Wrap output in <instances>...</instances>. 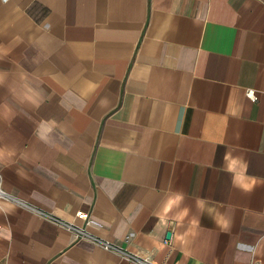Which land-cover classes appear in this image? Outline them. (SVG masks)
Instances as JSON below:
<instances>
[{
    "label": "crops",
    "instance_id": "1",
    "mask_svg": "<svg viewBox=\"0 0 264 264\" xmlns=\"http://www.w3.org/2000/svg\"><path fill=\"white\" fill-rule=\"evenodd\" d=\"M0 171V264H264V0H0Z\"/></svg>",
    "mask_w": 264,
    "mask_h": 264
},
{
    "label": "built area",
    "instance_id": "2",
    "mask_svg": "<svg viewBox=\"0 0 264 264\" xmlns=\"http://www.w3.org/2000/svg\"><path fill=\"white\" fill-rule=\"evenodd\" d=\"M5 1V0H2ZM3 201H16L20 203L23 206H27L24 202L18 201L12 194H10L5 188H4V183H3V178L2 174L0 171V205ZM34 209V208H32ZM38 213L41 215L53 220L54 222L58 223L59 225H62L63 227L68 228L73 232L75 237L77 239H85V240H90L100 246L103 250L109 251V252H114L116 254L121 255L125 260L130 261V262H135L137 264H155L149 257H141L137 254L130 253L120 246L113 244L112 242L100 239L92 234H90L85 228L70 224V223H65L62 222L56 218H53L52 216L41 212L38 210ZM0 230H1V225H0ZM165 242H167L165 240ZM256 264V263H255Z\"/></svg>",
    "mask_w": 264,
    "mask_h": 264
}]
</instances>
